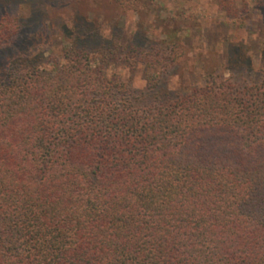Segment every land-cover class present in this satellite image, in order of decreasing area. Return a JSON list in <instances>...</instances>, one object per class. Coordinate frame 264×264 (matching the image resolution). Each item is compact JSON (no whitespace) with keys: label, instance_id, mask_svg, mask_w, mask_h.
I'll list each match as a JSON object with an SVG mask.
<instances>
[{"label":"trees","instance_id":"obj_1","mask_svg":"<svg viewBox=\"0 0 264 264\" xmlns=\"http://www.w3.org/2000/svg\"><path fill=\"white\" fill-rule=\"evenodd\" d=\"M76 28L49 66L0 52V264H264V57L172 89L129 52L137 89Z\"/></svg>","mask_w":264,"mask_h":264},{"label":"rangeland","instance_id":"obj_2","mask_svg":"<svg viewBox=\"0 0 264 264\" xmlns=\"http://www.w3.org/2000/svg\"><path fill=\"white\" fill-rule=\"evenodd\" d=\"M224 1L0 0V14L19 18L12 43L0 52H30L49 66L72 52L76 27L88 25L99 38L81 43L111 52V69L137 89L147 84V67L135 58L127 63L129 52L171 55L172 63L162 60L148 70L163 71V82L172 89L201 86L210 73L227 74L230 59L238 56L251 58L256 79L264 57V0Z\"/></svg>","mask_w":264,"mask_h":264}]
</instances>
